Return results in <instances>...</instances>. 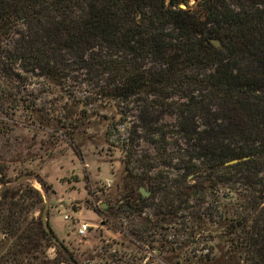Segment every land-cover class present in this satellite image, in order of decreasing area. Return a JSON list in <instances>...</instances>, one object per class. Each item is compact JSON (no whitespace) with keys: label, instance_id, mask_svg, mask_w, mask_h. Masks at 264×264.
<instances>
[{"label":"trees","instance_id":"16d2710c","mask_svg":"<svg viewBox=\"0 0 264 264\" xmlns=\"http://www.w3.org/2000/svg\"><path fill=\"white\" fill-rule=\"evenodd\" d=\"M73 63L86 74L100 68L111 75L122 100L145 94L143 116L148 96L164 100L165 90L180 88L184 100L169 105L178 108L193 151L182 158L173 190L150 169L134 173L125 163L108 207L100 209L105 221L124 219L128 228L114 223L123 238L102 243L104 253L61 238L50 222L45 228L49 187L24 167L30 153L13 147L19 136L12 114L43 123L28 84L67 82ZM200 113L203 125L196 123ZM140 185L150 190L147 197ZM161 191L180 203L220 194L218 228L205 248L230 264H264V0H0V264H139L165 218L145 211ZM212 263L207 253L193 264Z\"/></svg>","mask_w":264,"mask_h":264},{"label":"rangeland","instance_id":"374dc122","mask_svg":"<svg viewBox=\"0 0 264 264\" xmlns=\"http://www.w3.org/2000/svg\"><path fill=\"white\" fill-rule=\"evenodd\" d=\"M72 70V79L59 85L42 79L28 84L32 95L37 97L35 117L43 123L37 119L35 122L25 113L12 114L13 135L19 136L13 147L24 154L30 153L24 167L38 173L49 187L48 193L44 192L42 213L47 199L48 220L56 233L82 249L98 246L95 251L101 252L102 243L123 238L114 223L128 228L129 221L124 219L105 221L106 215L99 206L103 200H110L108 193L122 175L125 163H129L134 173L150 169L149 175L157 173L173 190L172 185L186 164L182 158L186 160L193 151L186 149L188 135L179 128L178 108L169 105L184 100L180 88L165 90L164 100L148 96L150 111L143 116L140 110L145 94L122 100L116 95L113 77L103 69L86 74L73 63ZM185 94L193 95L191 91ZM195 94H205L206 101L216 103L207 92ZM199 115L196 123L203 125L205 120ZM21 165L17 164V169ZM27 181L41 189L37 179ZM218 195L207 193L203 202L193 195L190 202L180 203L178 198L172 199V194L166 199L161 191L150 199L145 208L148 216L158 213V217L165 218L154 227L155 240L139 264H193L207 253L214 257L212 264H230L228 257L220 256L216 248L212 252L205 248L209 231L213 234L218 228L220 211L216 210L218 204L214 201ZM167 202L169 205L165 206ZM73 208H79L80 214ZM65 214L90 222L87 234L78 235L75 218L65 219ZM211 239L212 243L223 244L219 237ZM48 252L54 256L55 247H50Z\"/></svg>","mask_w":264,"mask_h":264},{"label":"water","instance_id":"95a60500","mask_svg":"<svg viewBox=\"0 0 264 264\" xmlns=\"http://www.w3.org/2000/svg\"><path fill=\"white\" fill-rule=\"evenodd\" d=\"M181 6L184 7V4H181ZM210 41L212 43H214L215 46H221L222 45V42L220 39L218 38H215V37H210ZM237 161V159H232L230 161H227L226 163H232V162H235ZM139 192L141 193V196L142 197H147L149 194H150V190L146 188L145 185H140L139 186ZM99 206L102 208V209H105L108 207V203H106L105 201H102ZM48 208H49V205H48V201L46 199L45 201V207H44V211L42 213V221H43V224L45 226V228L50 231V228H49V221H48ZM56 239V238H55Z\"/></svg>","mask_w":264,"mask_h":264},{"label":"built area","instance_id":"2783aa9c","mask_svg":"<svg viewBox=\"0 0 264 264\" xmlns=\"http://www.w3.org/2000/svg\"><path fill=\"white\" fill-rule=\"evenodd\" d=\"M76 212L77 215L80 214L81 210L79 208H73ZM74 216L71 215V214H65L64 215V218L65 219H68V220H72ZM75 218V221H76V231H77V234L80 235V236H85L87 234V232L89 231L90 227H91V223L88 222V221H79V219L77 217H74Z\"/></svg>","mask_w":264,"mask_h":264}]
</instances>
